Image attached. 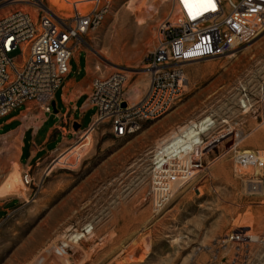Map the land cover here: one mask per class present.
<instances>
[{
    "label": "rangeland",
    "instance_id": "rangeland-1",
    "mask_svg": "<svg viewBox=\"0 0 264 264\" xmlns=\"http://www.w3.org/2000/svg\"><path fill=\"white\" fill-rule=\"evenodd\" d=\"M34 2L57 16L91 5L0 0V18L16 9L35 16ZM168 10V0H112L101 25L80 38L97 76L128 71L129 102L147 89L145 56ZM183 70L188 85L169 111L127 137H115L107 122L81 131L31 167L36 189L21 181L16 141L0 136V197L19 199L0 222V264H264V183L251 190L255 169L237 166L227 152L233 138H220L236 133L239 150L264 156V25L237 51ZM184 158H200L205 168L159 197L154 166L172 161L171 171Z\"/></svg>",
    "mask_w": 264,
    "mask_h": 264
},
{
    "label": "built area",
    "instance_id": "built-area-1",
    "mask_svg": "<svg viewBox=\"0 0 264 264\" xmlns=\"http://www.w3.org/2000/svg\"><path fill=\"white\" fill-rule=\"evenodd\" d=\"M111 1L91 0L88 11L75 9L71 16L53 15L34 2L33 6L39 9L35 16L16 9L0 18V117L27 102H35L44 112H51L54 94L68 73L70 58L81 36L101 25ZM168 3V13L157 26L155 45L145 56L149 83L144 94L136 102L125 98V69L94 77L87 99L95 107L94 120L87 130L107 122L115 137L135 133L145 121L164 115L183 96L188 85L185 63L237 51L264 25V0H212L214 8L189 0L193 11L207 7L195 18L184 0ZM13 50L18 54L11 55ZM259 104V119L264 125V80ZM226 137L233 138L227 150L233 162L243 169H255L247 181L251 190L257 191L264 183L259 172L264 168V156L259 150H239L236 133L220 138ZM173 167L171 171L154 172V189L159 197H170L174 185L187 183L194 171L205 168L200 158ZM21 181L25 187L37 188L31 168L22 172ZM240 236L232 233L229 238L238 240Z\"/></svg>",
    "mask_w": 264,
    "mask_h": 264
},
{
    "label": "crops",
    "instance_id": "crops-1",
    "mask_svg": "<svg viewBox=\"0 0 264 264\" xmlns=\"http://www.w3.org/2000/svg\"><path fill=\"white\" fill-rule=\"evenodd\" d=\"M96 76L88 52L78 45L70 58L68 73L54 94L51 112L27 102L0 117V136L16 141V159L23 171L92 125L95 107L87 99ZM18 202L17 198L0 197V222Z\"/></svg>",
    "mask_w": 264,
    "mask_h": 264
},
{
    "label": "bare ground",
    "instance_id": "bare-ground-1",
    "mask_svg": "<svg viewBox=\"0 0 264 264\" xmlns=\"http://www.w3.org/2000/svg\"><path fill=\"white\" fill-rule=\"evenodd\" d=\"M49 10V9H48ZM50 11V10H49ZM51 12V11H50ZM52 14L53 15H55L53 12H52ZM57 16V15H56ZM218 58V57H217ZM52 105V104H51ZM244 106H245V109H248V106H246V103H244ZM218 141V140H217ZM212 142H216L215 140H213V141H211L210 143H212ZM191 159V158H190ZM190 159H186V158H184V161L185 162H187V163H189V160ZM173 161H176V160H173ZM178 161V160H177ZM168 164H172V161H170V162H168V163H164V164H162L161 166H154V172H156L157 170H163V171H168V169H164V165H167L168 166ZM176 185H174V187H175ZM262 188H263V186H260L259 187V189L260 190H262ZM91 232V230L89 231V233ZM246 235H247V237H251L253 240H256L257 239V237L256 236H252V235H249L248 233H246ZM245 235V236H246ZM73 236V235H72ZM77 238V237H76ZM76 240V239H75ZM67 242V241H66ZM68 243V242H67ZM72 244V243H71ZM64 245V244H63ZM67 246V245H66ZM66 246L64 245V247L63 248H61V249H58L57 250V252L59 251V253L60 254H62V253H65L66 252V249L68 248H66ZM51 248V247H50ZM56 248H58V247H56ZM55 248V249H56ZM78 252V251H77ZM75 253V252H74ZM59 259V258H58ZM65 259V258H64Z\"/></svg>",
    "mask_w": 264,
    "mask_h": 264
},
{
    "label": "snow or ice",
    "instance_id": "snow-or-ice-1",
    "mask_svg": "<svg viewBox=\"0 0 264 264\" xmlns=\"http://www.w3.org/2000/svg\"><path fill=\"white\" fill-rule=\"evenodd\" d=\"M185 4L189 7L190 15H192L193 18H195L196 15L201 14L202 11H206L207 7H198L197 11H193V6L189 3V0H184ZM196 4L198 6H211L214 8V4L212 3V0H196Z\"/></svg>",
    "mask_w": 264,
    "mask_h": 264
},
{
    "label": "water",
    "instance_id": "water-1",
    "mask_svg": "<svg viewBox=\"0 0 264 264\" xmlns=\"http://www.w3.org/2000/svg\"><path fill=\"white\" fill-rule=\"evenodd\" d=\"M52 104V106H53V103H51Z\"/></svg>",
    "mask_w": 264,
    "mask_h": 264
}]
</instances>
